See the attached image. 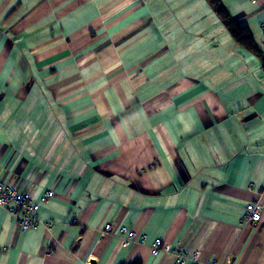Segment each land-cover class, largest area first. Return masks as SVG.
I'll use <instances>...</instances> for the list:
<instances>
[{
    "label": "crops",
    "instance_id": "1",
    "mask_svg": "<svg viewBox=\"0 0 264 264\" xmlns=\"http://www.w3.org/2000/svg\"><path fill=\"white\" fill-rule=\"evenodd\" d=\"M220 2L261 56L210 0H0V181L52 192L0 264H264V0Z\"/></svg>",
    "mask_w": 264,
    "mask_h": 264
},
{
    "label": "built area",
    "instance_id": "2",
    "mask_svg": "<svg viewBox=\"0 0 264 264\" xmlns=\"http://www.w3.org/2000/svg\"><path fill=\"white\" fill-rule=\"evenodd\" d=\"M264 33V24H262ZM51 191H45L39 198H34L28 191H22L9 183L0 181V206L4 207L15 218L21 231L34 228L38 223V211L40 203L51 197ZM246 221H259L260 211L257 202H248L245 205L243 215ZM114 231L122 236V245L129 246L136 241V235L133 229H129L125 224L119 225L113 229L109 222H106L100 230V234ZM152 254H157L161 251H168L169 246L162 239H155L151 246ZM174 264H200L196 260L195 253L187 251H174ZM211 264V263H204Z\"/></svg>",
    "mask_w": 264,
    "mask_h": 264
},
{
    "label": "trees",
    "instance_id": "3",
    "mask_svg": "<svg viewBox=\"0 0 264 264\" xmlns=\"http://www.w3.org/2000/svg\"><path fill=\"white\" fill-rule=\"evenodd\" d=\"M213 9L216 14L229 31L234 40L246 50L261 56V50L256 46L254 38L248 29V27L241 22L235 20L220 0H210ZM262 67L264 69V56L261 57ZM120 264H141L139 261H133L130 263L122 262Z\"/></svg>",
    "mask_w": 264,
    "mask_h": 264
}]
</instances>
